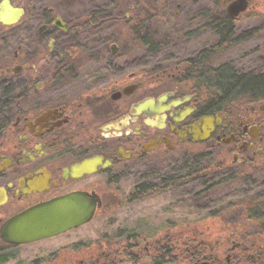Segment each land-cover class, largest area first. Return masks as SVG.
Returning <instances> with one entry per match:
<instances>
[{"label": "flooded vegetation", "instance_id": "flooded-vegetation-1", "mask_svg": "<svg viewBox=\"0 0 264 264\" xmlns=\"http://www.w3.org/2000/svg\"><path fill=\"white\" fill-rule=\"evenodd\" d=\"M162 5L0 0V264L264 262L255 241L219 251L228 233L211 247L200 232L105 231L116 207L137 201L130 191L120 199L132 167L153 155L172 167L177 152L208 149L216 163L196 179L205 190L214 170L264 167V96L230 83L264 72L216 63L241 40L234 24L231 39L213 28L215 40L180 60L178 42L164 38Z\"/></svg>", "mask_w": 264, "mask_h": 264}, {"label": "rangeland", "instance_id": "rangeland-1", "mask_svg": "<svg viewBox=\"0 0 264 264\" xmlns=\"http://www.w3.org/2000/svg\"><path fill=\"white\" fill-rule=\"evenodd\" d=\"M224 1L228 3L232 0H219L218 3L216 0H162L164 10L162 24L163 27H168L164 38L175 40L179 44L172 54L181 60L192 54L193 46L197 47L202 42L215 40L216 36L212 31L216 26L212 25V21L224 18L227 14ZM233 24L237 37L250 30L253 34L220 52L216 63L234 61L243 69L252 68L264 72V0H252L249 8L237 17ZM193 32H200V35L194 38ZM191 152L192 155L188 157L177 152L178 161L172 167L167 165L168 161L160 159L159 155L151 156L146 166L132 167L130 176L121 185L120 199L127 198L129 191L132 193L134 188L142 183L149 182L155 185L162 177H167L174 171L182 175L190 162L197 161L206 167L216 163V155H212L206 148H194ZM235 168L236 174L224 175L218 169L209 173L203 181L211 185L208 190L199 184L201 180H196L188 182L190 185L186 183V186L179 184L175 188L155 189L140 200L122 203L115 209V223L107 224L105 231L127 227L131 231L145 230L144 233L153 236L163 231L177 230L179 234L200 232L211 247L216 246L222 243V239L225 240L221 237L225 233L223 230L225 225L222 222L225 213L237 217L240 211L234 210L235 208L223 211L222 217L218 218L210 217L209 214L215 210H223V207L239 199L264 192V167L247 174L249 171L241 172L243 168L238 166ZM181 238L180 241H183V237ZM233 241L242 240L233 238L228 243L219 245L218 250L224 252V249L231 247ZM176 264L187 263L179 261ZM244 264L254 262L252 258H247Z\"/></svg>", "mask_w": 264, "mask_h": 264}, {"label": "trees", "instance_id": "trees-1", "mask_svg": "<svg viewBox=\"0 0 264 264\" xmlns=\"http://www.w3.org/2000/svg\"><path fill=\"white\" fill-rule=\"evenodd\" d=\"M233 22L227 14L221 20L212 21V25H216L218 30L223 31L222 38L228 40L233 37ZM223 26V27H222ZM223 29V30H222ZM253 34V31H248L239 36V39H246ZM226 82V81H224ZM232 84L241 83L247 87L257 89L259 96H264V75H259L257 78H251L242 82L241 78H233ZM256 90V91H257ZM189 163V162H188ZM194 163V164H193ZM187 165L185 173L178 175V177L168 176L160 179L155 185L147 182L137 186L131 194L132 200H139L144 198L150 191L155 189H166L171 187L173 184L187 183L191 177L196 180L198 174L205 169H210L203 164L195 161ZM239 210L240 215L234 217L233 215L226 214L222 218L224 223V232L233 234L234 238H240L242 241L250 240L264 244V192H259L249 198L239 199L233 204H228L223 207V210L212 211L209 215L213 218L222 217L221 213L229 211L230 209ZM149 236V235H148ZM233 240L231 239H228Z\"/></svg>", "mask_w": 264, "mask_h": 264}, {"label": "water", "instance_id": "water-1", "mask_svg": "<svg viewBox=\"0 0 264 264\" xmlns=\"http://www.w3.org/2000/svg\"><path fill=\"white\" fill-rule=\"evenodd\" d=\"M194 1H198V0H194ZM251 1L252 0H232L228 3L224 1V3L226 4L227 15L232 19H236L249 8ZM216 2L218 3L219 0H216ZM26 218L29 219L26 224V227H27L26 229H32L33 227H35L37 223L36 214L34 213V215L26 217ZM47 219L48 220L45 221L43 224L45 226L44 230L50 233L53 229V225L55 224V222L52 216H50ZM205 264H208V263H205Z\"/></svg>", "mask_w": 264, "mask_h": 264}]
</instances>
